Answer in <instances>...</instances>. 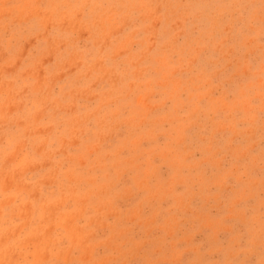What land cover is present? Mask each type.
<instances>
[{"label":"rangeland","instance_id":"rangeland-1","mask_svg":"<svg viewBox=\"0 0 264 264\" xmlns=\"http://www.w3.org/2000/svg\"><path fill=\"white\" fill-rule=\"evenodd\" d=\"M0 264H264V0H0Z\"/></svg>","mask_w":264,"mask_h":264}]
</instances>
